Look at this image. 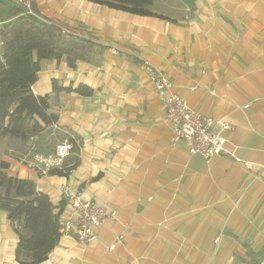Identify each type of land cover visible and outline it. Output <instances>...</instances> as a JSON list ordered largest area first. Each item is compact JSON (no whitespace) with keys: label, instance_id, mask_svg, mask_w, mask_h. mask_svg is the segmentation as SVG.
<instances>
[{"label":"crops","instance_id":"obj_1","mask_svg":"<svg viewBox=\"0 0 264 264\" xmlns=\"http://www.w3.org/2000/svg\"><path fill=\"white\" fill-rule=\"evenodd\" d=\"M35 15L107 47L105 62L42 60L36 95L61 85L86 84L83 97L59 92L51 110L55 131L80 137V163L68 177L41 175L32 164L33 141L6 146L7 172L31 179L53 204L70 208L61 186L116 212L82 244L60 236L38 264H261L264 261V0H155L169 19L135 15L88 0H34ZM16 12L0 4V18ZM111 48L117 49L112 53ZM164 72L188 105L228 122L234 157L205 159L170 142L166 109L141 65ZM50 152L48 149H41ZM94 178V179H93ZM122 235L124 243H115ZM220 236L217 243L215 238ZM18 241L0 211V264L14 259Z\"/></svg>","mask_w":264,"mask_h":264},{"label":"trees","instance_id":"obj_2","mask_svg":"<svg viewBox=\"0 0 264 264\" xmlns=\"http://www.w3.org/2000/svg\"><path fill=\"white\" fill-rule=\"evenodd\" d=\"M88 1L135 15L169 19L152 10L155 0ZM0 4L16 12L12 20L0 18V140L9 147L33 141L39 149L51 151L56 143L67 140L72 147L63 170H51L49 175L68 177L80 163L82 142L77 135L54 130L59 115L51 110V101L59 92L89 97L94 90L83 83L64 86L53 79L51 93L36 95L32 86L38 80L42 60L64 61L72 70L79 62L101 67L107 47L37 17L34 0H0ZM7 169L8 163L0 158V211L6 213L18 236L14 259L19 264L41 263L61 236L64 202L57 210L33 180L10 175Z\"/></svg>","mask_w":264,"mask_h":264},{"label":"built area","instance_id":"obj_3","mask_svg":"<svg viewBox=\"0 0 264 264\" xmlns=\"http://www.w3.org/2000/svg\"><path fill=\"white\" fill-rule=\"evenodd\" d=\"M2 23L0 19V30ZM111 52L117 53V49L111 48ZM141 65L158 99L165 106V120L170 123L172 130L170 139L172 145L183 142L190 154H198L205 159L231 155L246 168L252 167L250 163L240 160L228 149L224 135V132L232 129L228 122L192 109L177 94L173 82L164 72L147 60H143ZM71 147L72 144L64 140L56 143L54 150L50 152L35 148L31 152L32 164L41 175H48L51 170H63ZM60 191L62 199L70 208L69 215L62 219L61 236L72 237L82 244H88L97 238V227L105 219H114L116 216L113 209L85 200L79 189L62 185ZM219 239L220 236H217L214 242L217 243ZM115 243H124L123 236H115L109 248L114 247ZM261 264H264V261Z\"/></svg>","mask_w":264,"mask_h":264},{"label":"rangeland","instance_id":"obj_4","mask_svg":"<svg viewBox=\"0 0 264 264\" xmlns=\"http://www.w3.org/2000/svg\"><path fill=\"white\" fill-rule=\"evenodd\" d=\"M35 145V144H34ZM38 148L36 145L33 147V149ZM39 149V148H38Z\"/></svg>","mask_w":264,"mask_h":264}]
</instances>
